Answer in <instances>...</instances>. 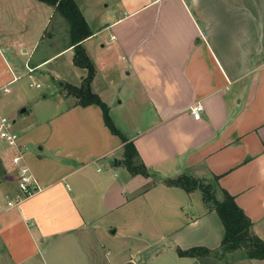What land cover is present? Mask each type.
Returning a JSON list of instances; mask_svg holds the SVG:
<instances>
[{
    "label": "crops",
    "instance_id": "obj_1",
    "mask_svg": "<svg viewBox=\"0 0 264 264\" xmlns=\"http://www.w3.org/2000/svg\"><path fill=\"white\" fill-rule=\"evenodd\" d=\"M10 7L0 0V102L37 43L10 26L11 14L36 17L40 40L55 13L36 0ZM117 9L96 30L87 21L93 36L83 46L96 67L93 92L151 176L128 172L98 106L60 91L64 110L39 127L41 138L19 137L39 145L38 159L23 160L38 192L1 210L0 264H202L178 250L219 252L225 229L200 193L164 184L183 175L218 177L264 241V0H121ZM68 47L30 67L74 58ZM75 68L78 81L62 79L80 87L86 73ZM9 178L0 181L8 201L18 187ZM248 260L239 264H264Z\"/></svg>",
    "mask_w": 264,
    "mask_h": 264
},
{
    "label": "rangeland",
    "instance_id": "obj_2",
    "mask_svg": "<svg viewBox=\"0 0 264 264\" xmlns=\"http://www.w3.org/2000/svg\"><path fill=\"white\" fill-rule=\"evenodd\" d=\"M5 1L8 8H11L10 6L13 4V0ZM75 1L82 14L86 17V21H88L90 27L93 30H96L102 26L100 25L102 24L101 22L106 21V18H110L111 20V15L117 13V8H119V2L121 0H102L103 2L99 5L96 3L100 0ZM11 11L12 10L8 13H14ZM11 15L12 16L10 17L13 21L10 23V26L18 28V30L24 29L26 35L25 38L29 41H37V43L35 45L34 53L29 58L30 60L26 61V59H28V56H26L23 58L25 61L23 60L21 63L18 62L19 69L21 70L19 73L24 74L25 76L11 87L12 91L10 94L3 96V100L0 102V115L9 119L13 123L12 132L21 137V139L30 136V133H28L30 131H34V139H39L41 138L42 133L40 132L41 129L38 130L39 127L45 122L50 121L53 114H58L64 110V107H59L58 104L60 95H63L62 92L64 91L65 85H67L62 78H67L68 82H72L74 79L78 81L80 73L78 72L79 70L76 71L75 66L71 64L73 52H65L64 54H61L48 61L37 70L32 69L33 72H30L27 67H35L40 62L64 50L69 45L70 41V25L61 15L58 13H52L50 18L51 24L48 27L46 34H44V37L39 40L38 36L40 33L38 31V19L36 17L34 21H32L28 15L27 17L24 16V19L18 18L20 16L16 15V13ZM28 18L29 21L27 22ZM6 19H8V15ZM26 25L27 27H25ZM33 25L35 27H33ZM7 55L9 58H12L10 53H7ZM14 64H16V62ZM32 83L40 84V88L30 86ZM61 83L62 86H60ZM20 106L21 108H19ZM23 109H26L27 111L21 113ZM114 114H116V112ZM22 153L23 155H26L28 159H32L33 161L38 159L39 155H41L39 145L33 141L22 147ZM5 155L7 156L6 158ZM9 160H12V151L4 142L0 141V181L6 180L7 183L11 181V178H9L10 176H12V178L14 177V180L18 179L16 170L15 173L12 172L13 175H10L9 177H6V174H4L5 171L7 172L4 163L9 162ZM33 167L35 168L34 164ZM0 187H6V184L0 185ZM5 196V191L2 192V195L0 194V210H3L7 206L8 200ZM220 197L221 195L219 194L218 198ZM214 212V219L219 221L220 217L216 211ZM230 254L232 255L230 256ZM198 258H200L202 264H239L243 259H247L242 250L226 254H223L220 251L213 254L204 253ZM248 261H250V259Z\"/></svg>",
    "mask_w": 264,
    "mask_h": 264
},
{
    "label": "trees",
    "instance_id": "obj_3",
    "mask_svg": "<svg viewBox=\"0 0 264 264\" xmlns=\"http://www.w3.org/2000/svg\"><path fill=\"white\" fill-rule=\"evenodd\" d=\"M55 9V13L61 15L70 25L69 47L74 50L73 63L77 68L84 70V77L80 87L65 85L64 91L69 97L77 100V106H98L103 115V120L110 132L121 139L124 148V165L133 175L150 177L151 173L141 161L133 142L129 141L116 127L109 106L93 92L92 83L96 76L94 62L88 56L83 42L93 36V33L75 0H36ZM32 68V67H31ZM218 177L210 179H196L189 175H183L177 179H167L164 184L168 187L181 188L187 193L200 192L208 210L217 212L224 226L225 234L221 243L220 252L223 254L235 251H243L247 259L264 260V241L253 231V223L236 204L234 197L218 188ZM219 194L221 195L220 198ZM210 253L201 247L188 250H178L180 257L196 258L202 254Z\"/></svg>",
    "mask_w": 264,
    "mask_h": 264
},
{
    "label": "built area",
    "instance_id": "obj_4",
    "mask_svg": "<svg viewBox=\"0 0 264 264\" xmlns=\"http://www.w3.org/2000/svg\"><path fill=\"white\" fill-rule=\"evenodd\" d=\"M27 68L30 72H33L31 67ZM30 86L40 88V84L32 83ZM4 91L8 92V89H4ZM202 110L203 106L200 104L192 108L191 112L196 120L200 119ZM12 126L13 123L9 119L0 115V141L14 151L11 162L18 175V187L13 198L7 202L8 209L18 208L25 200L38 192V189L35 188V180L24 164V155L22 146L19 143V136L12 132Z\"/></svg>",
    "mask_w": 264,
    "mask_h": 264
},
{
    "label": "water",
    "instance_id": "obj_5",
    "mask_svg": "<svg viewBox=\"0 0 264 264\" xmlns=\"http://www.w3.org/2000/svg\"><path fill=\"white\" fill-rule=\"evenodd\" d=\"M60 86H62V83L60 84ZM21 112L22 113H25L26 112V109H23ZM119 165H121V162H119Z\"/></svg>",
    "mask_w": 264,
    "mask_h": 264
}]
</instances>
